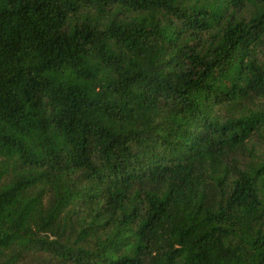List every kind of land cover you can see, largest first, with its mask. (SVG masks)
Returning a JSON list of instances; mask_svg holds the SVG:
<instances>
[{"label": "trees", "instance_id": "obj_1", "mask_svg": "<svg viewBox=\"0 0 264 264\" xmlns=\"http://www.w3.org/2000/svg\"><path fill=\"white\" fill-rule=\"evenodd\" d=\"M0 264H264V0H0Z\"/></svg>", "mask_w": 264, "mask_h": 264}]
</instances>
